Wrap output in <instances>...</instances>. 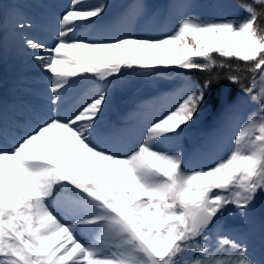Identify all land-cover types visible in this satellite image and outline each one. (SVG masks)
<instances>
[{
	"label": "snow or ice",
	"instance_id": "1",
	"mask_svg": "<svg viewBox=\"0 0 264 264\" xmlns=\"http://www.w3.org/2000/svg\"><path fill=\"white\" fill-rule=\"evenodd\" d=\"M50 7L0 0V24L10 11L48 83L43 112L10 121L0 106V264H264V218L259 257L220 223L234 211L248 229L264 196V0L227 19L173 2L175 26L158 35L136 31L142 0L115 20L103 0H69L46 38L30 35ZM193 72L207 75L197 82ZM136 77L172 78L127 113L138 138L102 119L115 93L140 87ZM81 81L87 91L68 106ZM198 117L208 166L189 169L166 145Z\"/></svg>",
	"mask_w": 264,
	"mask_h": 264
},
{
	"label": "trees",
	"instance_id": "2",
	"mask_svg": "<svg viewBox=\"0 0 264 264\" xmlns=\"http://www.w3.org/2000/svg\"><path fill=\"white\" fill-rule=\"evenodd\" d=\"M5 3H12L13 0H4ZM15 2L21 5H28L34 2V0H15ZM45 3L53 5L47 9V14L39 17L40 28L34 30L30 35H36L40 38H46L50 26L54 22V14L60 7L66 5L69 0H44ZM103 2H109L110 6L107 7L105 13V19L115 20L127 7L136 2V0H103ZM147 5V12L139 19L136 26L137 32H143L145 29L150 28L152 35H158L163 32H170L176 23V13L171 9L173 2L183 3L187 2L192 5L188 9L189 14L200 15L202 18H220V14H225L227 18L236 17L241 18L245 15L243 9L240 7L245 0H142ZM23 11L30 15L36 16L38 10L31 7H24ZM10 11L4 18L5 36L10 43L17 46L18 66L22 75L19 78L18 85L15 87V91L21 97H27L28 95H34L33 87L35 83H45L48 86L45 79L46 74L42 73L36 68L34 63L21 50L17 38L11 31L10 27ZM9 52H3L0 58V78L9 68L7 67V61L9 58ZM75 55V53H73ZM207 74L202 72L191 73V78L194 81L202 82ZM134 81L140 85L135 90H129L128 93H124L120 98L110 101L109 107L105 111V115L102 118L106 123H119L123 127H127L137 138L140 133L136 130V120L126 119L127 113L133 110L139 103L144 100L150 99L153 96L158 95L161 92L167 91L171 86L172 78L170 77H158V78H144L136 77ZM226 83V81H225ZM247 83V81H245ZM89 87L88 81H81L80 86L76 90H68V94L65 100L83 96ZM235 89V86H233ZM74 91L76 92L74 94ZM74 95V96H73ZM29 100V99H28ZM20 104H14L15 109H24L26 102H19ZM32 103V102H29ZM169 150L181 151L183 153L185 163L189 169L196 168L198 166H208V159L202 153H207V129L204 123L198 117L197 120L191 123L181 135L180 139L166 145ZM228 148L225 147L219 154L218 158H223L227 155ZM257 229V233L260 234L261 222L256 218L253 222Z\"/></svg>",
	"mask_w": 264,
	"mask_h": 264
},
{
	"label": "rangeland",
	"instance_id": "3",
	"mask_svg": "<svg viewBox=\"0 0 264 264\" xmlns=\"http://www.w3.org/2000/svg\"><path fill=\"white\" fill-rule=\"evenodd\" d=\"M109 7V2H106ZM220 18L227 19L225 14H220ZM9 52V58L7 61V67L9 68L6 73L2 75L0 78V104H2L3 108L8 107V100H17L18 95L14 90V86L18 83L22 72L18 66V57H17V46L16 44L10 43L9 40L5 36V30L3 25L0 24V58L3 52ZM1 64V62H0ZM1 71V69H0ZM1 74V73H0ZM48 86L46 84H35L33 92L35 93V100H37V104L33 108L34 111L38 113L45 111L48 104ZM72 88H76V85H72ZM124 93H128V91L117 92L113 95L111 100H115L120 98ZM68 94V93H67ZM28 98V97H27ZM25 97V99H27ZM7 110L10 111L8 108ZM32 110V111H33ZM254 217L261 222V219L264 218V196H258L257 202L254 206ZM220 223L224 224L230 231L233 232L238 238L244 240L249 245V251L256 257H259L261 254V245L260 238L258 239V235H255V229L253 227V223L249 226L248 229H245L243 226V218L239 216L238 213L232 211L231 213H225L223 217L220 219ZM257 236V237H256Z\"/></svg>",
	"mask_w": 264,
	"mask_h": 264
}]
</instances>
